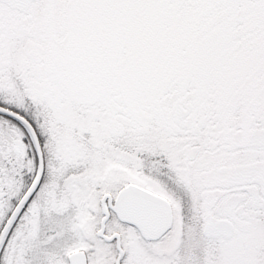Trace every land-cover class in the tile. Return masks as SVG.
Wrapping results in <instances>:
<instances>
[{"label": "snow or ice", "instance_id": "6c2138e0", "mask_svg": "<svg viewBox=\"0 0 264 264\" xmlns=\"http://www.w3.org/2000/svg\"><path fill=\"white\" fill-rule=\"evenodd\" d=\"M0 264H264V0H0Z\"/></svg>", "mask_w": 264, "mask_h": 264}]
</instances>
